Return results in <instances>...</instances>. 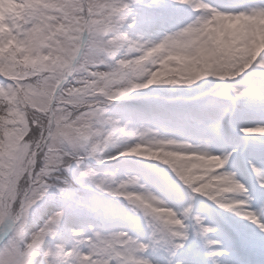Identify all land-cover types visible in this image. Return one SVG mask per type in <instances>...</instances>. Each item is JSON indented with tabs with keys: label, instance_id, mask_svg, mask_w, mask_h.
<instances>
[{
	"label": "clouds",
	"instance_id": "9594fccd",
	"mask_svg": "<svg viewBox=\"0 0 264 264\" xmlns=\"http://www.w3.org/2000/svg\"><path fill=\"white\" fill-rule=\"evenodd\" d=\"M194 242L264 264V0H0V264Z\"/></svg>",
	"mask_w": 264,
	"mask_h": 264
},
{
	"label": "snow or ice",
	"instance_id": "6c2138e0",
	"mask_svg": "<svg viewBox=\"0 0 264 264\" xmlns=\"http://www.w3.org/2000/svg\"><path fill=\"white\" fill-rule=\"evenodd\" d=\"M197 134L201 136L206 135V133L203 132H198ZM206 210L214 213V209L209 208ZM219 222L221 223L222 227L226 230V233L228 235L231 236L236 231L233 225L228 221L224 220L222 217L220 218ZM197 252H198V246L194 242L192 247L186 253L177 254V259H181L182 256H186L187 260L185 264H198Z\"/></svg>",
	"mask_w": 264,
	"mask_h": 264
}]
</instances>
